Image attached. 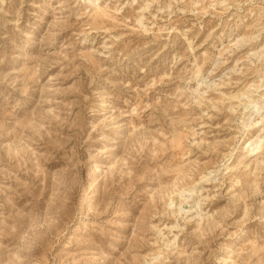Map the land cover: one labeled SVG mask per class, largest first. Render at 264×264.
<instances>
[{"label":"rangeland","instance_id":"rangeland-1","mask_svg":"<svg viewBox=\"0 0 264 264\" xmlns=\"http://www.w3.org/2000/svg\"><path fill=\"white\" fill-rule=\"evenodd\" d=\"M257 139L264 0H0V264H264Z\"/></svg>","mask_w":264,"mask_h":264},{"label":"bare ground","instance_id":"bare-ground-1","mask_svg":"<svg viewBox=\"0 0 264 264\" xmlns=\"http://www.w3.org/2000/svg\"><path fill=\"white\" fill-rule=\"evenodd\" d=\"M262 121H263V119H261V118H258V122H256V128L257 127H260V124L262 123ZM260 141V142H259ZM262 142H264V140L262 139V140H259V139H257L255 142H252L250 145H249V147H253V143H255V144H257V143H262ZM261 148V145L259 146V148H257V149H255V150H258V149H260ZM255 150H253L252 152H254ZM253 155V154H252Z\"/></svg>","mask_w":264,"mask_h":264}]
</instances>
